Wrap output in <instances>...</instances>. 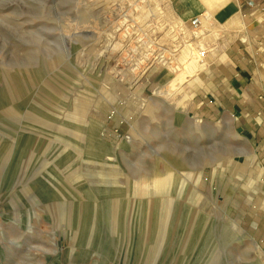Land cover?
<instances>
[{"label": "rangeland", "instance_id": "rangeland-1", "mask_svg": "<svg viewBox=\"0 0 264 264\" xmlns=\"http://www.w3.org/2000/svg\"><path fill=\"white\" fill-rule=\"evenodd\" d=\"M194 28L171 0H0V264H264L257 143L176 80Z\"/></svg>", "mask_w": 264, "mask_h": 264}, {"label": "crops", "instance_id": "crops-1", "mask_svg": "<svg viewBox=\"0 0 264 264\" xmlns=\"http://www.w3.org/2000/svg\"><path fill=\"white\" fill-rule=\"evenodd\" d=\"M171 8L187 26L199 18L194 29L201 31L207 59L188 110L215 113L223 121L230 117L244 141L257 143L255 162L243 161V166H252L253 173L256 169L253 192L264 202V0H171ZM162 93V101L174 94ZM247 174L242 173L244 179Z\"/></svg>", "mask_w": 264, "mask_h": 264}, {"label": "bare ground", "instance_id": "bare-ground-1", "mask_svg": "<svg viewBox=\"0 0 264 264\" xmlns=\"http://www.w3.org/2000/svg\"><path fill=\"white\" fill-rule=\"evenodd\" d=\"M191 54H192V50L189 49V51L186 52V55L188 56ZM195 59H196V57H195ZM201 66H202L201 60L193 62L190 66H188V68L186 70H184L181 73L180 77L178 78V82L183 81L187 75L190 76V75L196 73ZM119 71H121V69Z\"/></svg>", "mask_w": 264, "mask_h": 264}, {"label": "built area", "instance_id": "built-area-1", "mask_svg": "<svg viewBox=\"0 0 264 264\" xmlns=\"http://www.w3.org/2000/svg\"><path fill=\"white\" fill-rule=\"evenodd\" d=\"M199 23H200L199 18H195V19H193V21H192V25H193L194 27H197V26L199 25Z\"/></svg>", "mask_w": 264, "mask_h": 264}]
</instances>
